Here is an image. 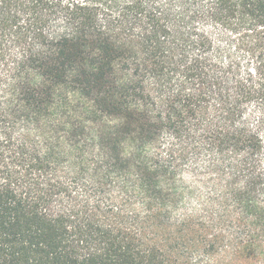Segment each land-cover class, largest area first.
<instances>
[{
    "label": "trees",
    "instance_id": "obj_1",
    "mask_svg": "<svg viewBox=\"0 0 264 264\" xmlns=\"http://www.w3.org/2000/svg\"><path fill=\"white\" fill-rule=\"evenodd\" d=\"M0 264H264V0H0Z\"/></svg>",
    "mask_w": 264,
    "mask_h": 264
}]
</instances>
